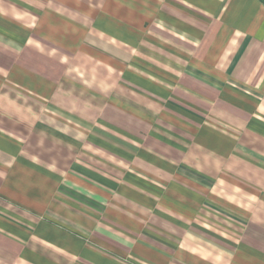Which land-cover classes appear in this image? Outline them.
<instances>
[{"label": "crops", "instance_id": "1", "mask_svg": "<svg viewBox=\"0 0 264 264\" xmlns=\"http://www.w3.org/2000/svg\"><path fill=\"white\" fill-rule=\"evenodd\" d=\"M0 264H264V4L0 0Z\"/></svg>", "mask_w": 264, "mask_h": 264}, {"label": "trees", "instance_id": "2", "mask_svg": "<svg viewBox=\"0 0 264 264\" xmlns=\"http://www.w3.org/2000/svg\"><path fill=\"white\" fill-rule=\"evenodd\" d=\"M259 1L264 4V0H259Z\"/></svg>", "mask_w": 264, "mask_h": 264}]
</instances>
